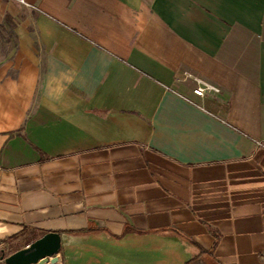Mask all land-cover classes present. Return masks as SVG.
<instances>
[{
    "label": "crops",
    "instance_id": "0c3cea01",
    "mask_svg": "<svg viewBox=\"0 0 264 264\" xmlns=\"http://www.w3.org/2000/svg\"><path fill=\"white\" fill-rule=\"evenodd\" d=\"M1 31L0 248L264 264V0H0Z\"/></svg>",
    "mask_w": 264,
    "mask_h": 264
},
{
    "label": "water",
    "instance_id": "95a60500",
    "mask_svg": "<svg viewBox=\"0 0 264 264\" xmlns=\"http://www.w3.org/2000/svg\"><path fill=\"white\" fill-rule=\"evenodd\" d=\"M60 248V235L47 233L27 247L5 258L3 264H57Z\"/></svg>",
    "mask_w": 264,
    "mask_h": 264
},
{
    "label": "built area",
    "instance_id": "2783aa9c",
    "mask_svg": "<svg viewBox=\"0 0 264 264\" xmlns=\"http://www.w3.org/2000/svg\"><path fill=\"white\" fill-rule=\"evenodd\" d=\"M20 1L22 2V0ZM187 79H192L195 82L196 87L192 90V92L197 97H204L207 93L218 94L220 92L217 87L197 78H194L191 74L184 73V80Z\"/></svg>",
    "mask_w": 264,
    "mask_h": 264
},
{
    "label": "rangeland",
    "instance_id": "374dc122",
    "mask_svg": "<svg viewBox=\"0 0 264 264\" xmlns=\"http://www.w3.org/2000/svg\"><path fill=\"white\" fill-rule=\"evenodd\" d=\"M12 38L7 35L0 32V59L6 55L7 50L12 46ZM11 255L10 250L7 248V246L0 248V264L4 263V259ZM50 264V263H47Z\"/></svg>",
    "mask_w": 264,
    "mask_h": 264
},
{
    "label": "trees",
    "instance_id": "16d2710c",
    "mask_svg": "<svg viewBox=\"0 0 264 264\" xmlns=\"http://www.w3.org/2000/svg\"><path fill=\"white\" fill-rule=\"evenodd\" d=\"M42 236L44 235H35L34 238L32 239H29V238H26L25 240L23 238H20L18 240H15V239H12L10 240V242H8L6 244L7 248L10 250L11 254L23 249V247L26 244L27 241H30V244L33 243L34 241H36L37 239L41 238ZM29 244V243H28ZM29 244V245H30Z\"/></svg>",
    "mask_w": 264,
    "mask_h": 264
}]
</instances>
